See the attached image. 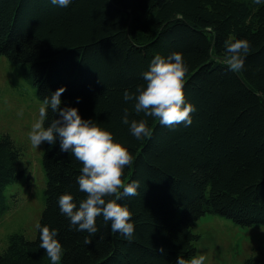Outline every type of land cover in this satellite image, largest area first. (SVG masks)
<instances>
[{"label":"trees","instance_id":"obj_1","mask_svg":"<svg viewBox=\"0 0 264 264\" xmlns=\"http://www.w3.org/2000/svg\"><path fill=\"white\" fill-rule=\"evenodd\" d=\"M239 38L250 41L251 52L244 69L233 72L223 59L225 41ZM173 51L189 66L184 94L196 106L192 124L169 128L147 117L152 135L138 140L121 116L125 107L130 119L144 114L123 101V90L143 83L141 73L155 54ZM0 54L22 68L41 100L65 86L61 107H77L134 157L121 179L138 180L139 194L119 201L133 213L132 239L111 233L97 217L99 232L86 245L89 234L70 229L57 204L65 192L84 198L75 182L81 165L58 141L45 142L38 222L58 229V264H175L178 255L197 254L192 225L206 213L242 227L264 226V3L72 0L61 8L50 0H0ZM20 154L2 134L0 217L13 203L6 186L24 172ZM39 242L38 229L34 239L9 234L0 264H52ZM242 264H264V256Z\"/></svg>","mask_w":264,"mask_h":264},{"label":"clouds","instance_id":"obj_2","mask_svg":"<svg viewBox=\"0 0 264 264\" xmlns=\"http://www.w3.org/2000/svg\"><path fill=\"white\" fill-rule=\"evenodd\" d=\"M50 2L61 8L72 4V0ZM255 2L260 4L264 0ZM250 52L251 43L248 39H228L225 41L223 59L230 71L239 72L244 69ZM188 71L189 66L181 52L173 51L167 56L157 53L149 62L148 69L141 73L143 83L137 84L134 91L128 88L123 90V101L132 102L137 115L144 114V118L139 120L130 119L129 108L123 109L121 122L128 126L135 138L141 140L151 137L153 129L147 117L156 118L161 125L169 128L192 124V113L196 111V106L187 101L184 94ZM65 91L66 87L61 86L42 100L38 118L27 134L36 148L43 142L53 145L58 141L60 151L68 152L81 165L75 182L85 196L77 201L71 192L62 193L57 198L59 211L68 219L70 229L89 234L84 239L86 245L99 232L97 217L103 218L104 225L110 226L111 233H119L131 240L135 231L133 213L119 201L139 194L138 180L124 183L121 179L125 168L132 165L134 157L127 147L114 139L111 131L90 118H82L77 107H61V95ZM79 99L77 97V101ZM49 112L54 117L50 121ZM35 227L39 233V247L45 249L52 264H58L63 254L58 229L39 222ZM206 260L204 254L187 259L178 255L175 264H205Z\"/></svg>","mask_w":264,"mask_h":264},{"label":"rangeland","instance_id":"obj_3","mask_svg":"<svg viewBox=\"0 0 264 264\" xmlns=\"http://www.w3.org/2000/svg\"><path fill=\"white\" fill-rule=\"evenodd\" d=\"M41 102L22 68L0 54V136L8 134L21 149L19 167L24 171L22 177L8 184L4 191L7 200L13 203L0 217V252L11 233L35 238V225L44 207L46 177L42 155L45 142L36 148L27 135L38 118ZM192 232L197 235L196 256L204 254L205 264H242L249 256H264L263 225L242 227L226 217L206 213L192 225Z\"/></svg>","mask_w":264,"mask_h":264}]
</instances>
